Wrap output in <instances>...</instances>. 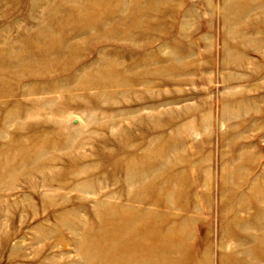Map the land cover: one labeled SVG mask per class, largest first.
Returning <instances> with one entry per match:
<instances>
[{"label":"rangeland","instance_id":"1","mask_svg":"<svg viewBox=\"0 0 264 264\" xmlns=\"http://www.w3.org/2000/svg\"><path fill=\"white\" fill-rule=\"evenodd\" d=\"M0 264H264V0H0Z\"/></svg>","mask_w":264,"mask_h":264}]
</instances>
